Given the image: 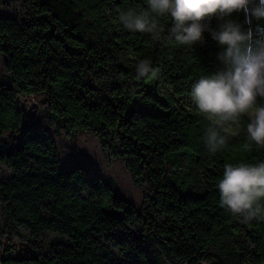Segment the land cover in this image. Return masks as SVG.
Returning <instances> with one entry per match:
<instances>
[{
  "label": "trees",
  "instance_id": "1",
  "mask_svg": "<svg viewBox=\"0 0 264 264\" xmlns=\"http://www.w3.org/2000/svg\"><path fill=\"white\" fill-rule=\"evenodd\" d=\"M128 9L147 0H0V264H264V213L226 211L217 187L226 164L264 162V146L242 114L210 152L215 118L190 104L191 85L225 69L213 34L232 22L256 40L264 19L212 15L188 47L169 16L158 38L126 29ZM142 60L155 71L137 78ZM93 142L140 206L87 165L63 172L61 146Z\"/></svg>",
  "mask_w": 264,
  "mask_h": 264
},
{
  "label": "clouds",
  "instance_id": "2",
  "mask_svg": "<svg viewBox=\"0 0 264 264\" xmlns=\"http://www.w3.org/2000/svg\"><path fill=\"white\" fill-rule=\"evenodd\" d=\"M148 9H128L119 13V22L133 32L159 37L163 31L156 17L169 16L173 23L170 39L191 47L202 41L203 21L212 15L221 18L243 12L248 22L264 19V0H147ZM213 38L222 46L219 59L225 69L211 77H202L191 85V98L198 110L214 121L204 140L208 150L217 152L226 146L228 126L242 114H248L246 135L249 141L264 146V107H257V97L264 98V35L253 40L249 29L227 22ZM147 61H139L137 78L154 73ZM248 144H245V148ZM220 205L232 214L251 221L264 213V162L226 164L218 183Z\"/></svg>",
  "mask_w": 264,
  "mask_h": 264
},
{
  "label": "rangeland",
  "instance_id": "3",
  "mask_svg": "<svg viewBox=\"0 0 264 264\" xmlns=\"http://www.w3.org/2000/svg\"><path fill=\"white\" fill-rule=\"evenodd\" d=\"M262 35H264V31L262 32ZM221 51H223L222 48ZM190 104L192 106L195 105L194 103ZM246 116L249 120V115L246 114ZM228 131H231V129L228 128ZM73 150L74 151H70L68 149L67 143H64L61 146V159L63 161L62 169L64 173L80 167L81 165H87L92 172L104 179L113 178L117 182V187L120 192L133 204L140 206L142 202V194L130 180V173L126 170L123 164L115 163L110 165L104 161L98 146L94 142L91 145V149L89 146H86L85 149L83 148L80 151L75 148ZM90 159L94 161L92 164L95 165H91V162L89 161Z\"/></svg>",
  "mask_w": 264,
  "mask_h": 264
}]
</instances>
